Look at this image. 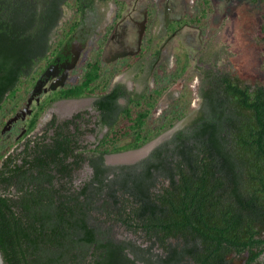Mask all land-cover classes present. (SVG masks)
I'll return each instance as SVG.
<instances>
[{
	"label": "trees",
	"instance_id": "trees-1",
	"mask_svg": "<svg viewBox=\"0 0 264 264\" xmlns=\"http://www.w3.org/2000/svg\"><path fill=\"white\" fill-rule=\"evenodd\" d=\"M82 2L70 0L76 20L60 28V36L83 25L77 19L86 10ZM65 3L0 0V113L21 85H34ZM196 6L187 22L206 29L212 0ZM259 38L264 41V22ZM224 53L221 46L204 59L212 67L202 69L196 118L134 164L109 165L106 156L141 149L172 129L187 116L186 94L154 125L168 88L110 90L101 53L79 85L55 93V101L95 96L99 122L109 130L94 145L84 143L86 131L94 129L83 112L59 125L54 119L52 134L20 151L12 152L16 143L0 147L5 264H236L237 257L264 264V85L216 70ZM53 100L44 101L28 132ZM83 123H89L86 129ZM86 163L92 175L79 183ZM122 230L135 238H121Z\"/></svg>",
	"mask_w": 264,
	"mask_h": 264
},
{
	"label": "rangeland",
	"instance_id": "rangeland-1",
	"mask_svg": "<svg viewBox=\"0 0 264 264\" xmlns=\"http://www.w3.org/2000/svg\"><path fill=\"white\" fill-rule=\"evenodd\" d=\"M124 1L126 4L125 8L122 9L123 17L121 26L126 24L131 16H136L138 14L140 16L141 4L144 5L148 0ZM198 1L199 0H186V4L176 7L177 11L174 14L175 17L179 19L182 26H179L178 33L168 42V49L165 50L164 54L161 52L158 59H156L155 56H151L153 51L161 45L160 40L157 39V47L144 56V61H147V64H145L146 69L140 65L136 68L138 72L132 70L117 77V80L122 79L124 82H127L131 88L134 87L141 90L143 88L142 84L145 83V81H143L144 78L141 77L142 75L140 72L144 69L145 72H152L149 66L151 67V63L157 62L155 63V67H153L154 74H150L147 82H149L151 88H156L157 85L160 84L168 89L163 93L164 95L160 99L151 118V123L155 125L156 120L168 114L174 108L172 104L184 94L187 95V97L183 99L184 105L190 103L186 118L177 122L172 129L145 145L141 150L108 155L106 157L107 164L116 166L122 165V163L134 164L140 162L149 156L151 151L156 147L171 139L176 131L185 128L196 118L202 106V98L199 94L203 80L202 69H209L212 67L211 63L205 62L204 59L213 49L224 46L225 51L220 63L217 64L216 70L232 72L249 84L264 85V41L259 38V28L264 22V2L253 3L251 0H212L214 7L213 14L209 19L207 28L202 29L187 22L189 18L196 13ZM164 12L163 5L161 6V14L159 17L157 19L153 17V20L149 22L151 29H154L155 33L161 30L164 25ZM174 14H169V18L174 16ZM64 24L62 25L61 23V26H64ZM62 28H65V26ZM128 32L127 34H129L130 39L135 43L137 31L129 27ZM156 35H159L158 32ZM155 44L156 43H153L151 45ZM106 55H108V52ZM177 59L179 60L178 63L187 62V70L180 77L176 75V73L179 72L178 67L181 66L177 63ZM208 59L209 58H207V61ZM155 75L156 78L154 77ZM150 90L152 89L147 88L145 92ZM55 95L56 94H54L53 97ZM69 102L82 103V106L80 105L79 108L69 113V115H71L70 117L77 113H89L90 111L88 117L91 118L92 122L90 124L83 123L82 126L86 129L85 125L89 124L87 127L89 129H94V131H86L83 142L94 145L106 133L103 127H99L94 123L96 119L91 116L96 114L94 99L85 98L63 103ZM59 105H57L56 108L59 107ZM48 114L51 116L52 112ZM47 115L41 119V127L36 131L35 136H38L45 128L48 122L47 119H49ZM21 145L22 144L18 143V145L14 146L12 152L14 153L22 150L20 149ZM1 151L0 153H2ZM137 152L140 153L135 156V158L134 156L129 158L131 154ZM92 172L89 164H84L83 168L77 173L78 182L80 183L89 178ZM119 236L121 238H135L132 234H128V232L123 230L120 231ZM237 262L244 264V261L238 259V257L236 258V264Z\"/></svg>",
	"mask_w": 264,
	"mask_h": 264
},
{
	"label": "flooded vegetation",
	"instance_id": "flooded-vegetation-1",
	"mask_svg": "<svg viewBox=\"0 0 264 264\" xmlns=\"http://www.w3.org/2000/svg\"><path fill=\"white\" fill-rule=\"evenodd\" d=\"M81 1H83L82 3L85 2V0ZM69 2L70 0H67V4L65 3L63 5L62 19L57 29L53 31L54 33L52 34V48L48 53L47 59L45 58L38 66L41 70L38 69L39 75L34 85H21L18 89L20 92L18 96L14 97V100L11 101L10 98L7 99L3 104L5 110L0 113V145L3 147H7L13 143H16L14 145L16 146L19 143L22 144L21 148H24L27 142L32 141L33 143L35 139L43 137L46 133L52 134L54 129H51V124L54 119L56 120L55 124L59 125L66 122V120L72 119L76 115L72 117H70L71 115L69 114L62 115L58 111L59 107L56 108V106L63 102L93 98L95 106L97 100L95 96L76 99H59L55 101L53 100V95L55 93H60L62 89L66 90L72 86L79 85L86 74L91 59L97 57L99 53L102 55L103 75L105 77L112 76L109 85L110 90L115 89L119 85H123L129 91L141 94H144L147 88L154 89L149 86L150 84L147 80L150 74H154L153 67H155V63L157 62L151 63V67L149 66L152 72H145V64H147V61H144V56L157 47V39L160 40L161 45L153 51L151 56H155L159 53L160 57L161 52L164 54L165 50L168 49V42L178 33L179 26H182L181 22L174 14L177 11L176 7L186 4V0H148L144 5L141 4L140 16L139 14L131 16L126 24L121 26L123 17L122 9L125 8L126 4L124 0H86V10L77 18L84 22L83 25L79 26L78 30L71 34L68 30V33L66 32L63 36H60L59 29L64 27L65 24L71 20H76L75 10L70 8ZM177 2L180 3L178 4ZM163 5L165 11V19L163 20L164 25L161 30L157 31L159 35H156L157 32L155 33L154 29H151L149 22L153 20V17L155 19L159 17L161 14V6ZM169 14H174V16L169 18ZM61 23L62 25L65 23L64 26H61ZM129 27L137 31L135 43L130 39L129 34H127L129 33ZM153 43L156 44L151 45ZM107 52L108 55H106ZM178 62L179 60L177 59V63ZM181 63H178L181 65L178 67V71L183 68L187 70V62ZM140 65L145 68L140 72L142 75L140 76L145 79H143L145 83L142 84L143 88L141 90L134 87L131 88L128 83L124 82L122 79L117 80L119 75L132 70L136 71L137 66ZM45 72H48V74L45 75ZM154 77L156 78V75ZM39 82H41V84L37 88ZM53 87L57 88L53 89ZM47 99L53 100L51 105L40 117L37 127L34 128L33 131L28 132L29 127L32 125L36 115H38L44 101ZM119 101L124 105L128 103L125 97L121 98ZM50 112H52L51 116L48 114ZM95 112L96 114L94 116L91 115L96 119L94 123L99 127H103L107 133L109 127H104L102 123L99 122L101 113L96 106ZM89 114H87V117ZM45 115L49 116V119H47L48 122L39 135L35 136L36 131L41 127V119H43ZM6 128L7 130L4 132ZM70 128L75 129L74 125H71ZM1 152L4 153V150Z\"/></svg>",
	"mask_w": 264,
	"mask_h": 264
},
{
	"label": "bare ground",
	"instance_id": "bare-ground-1",
	"mask_svg": "<svg viewBox=\"0 0 264 264\" xmlns=\"http://www.w3.org/2000/svg\"><path fill=\"white\" fill-rule=\"evenodd\" d=\"M80 105L82 106V103L79 102H69V103H61L59 105L58 111L62 114V115H66L71 113L72 111L76 110L77 108L80 107ZM140 152L137 153H133L129 156L135 158V156H137Z\"/></svg>",
	"mask_w": 264,
	"mask_h": 264
},
{
	"label": "water",
	"instance_id": "water-1",
	"mask_svg": "<svg viewBox=\"0 0 264 264\" xmlns=\"http://www.w3.org/2000/svg\"><path fill=\"white\" fill-rule=\"evenodd\" d=\"M46 74H48V72H45V75ZM44 75V76H45ZM40 84H41V82H39L38 84H37V88L40 86ZM57 87H53V89H56ZM6 130H7V128L4 130V132H6ZM142 149V148H141ZM141 149H139V150H141ZM128 152H132V151H127V152H125V153H128ZM0 264H5V260H4V257H3V253H2V251H1V248H0ZM237 264H240V263H238L237 262Z\"/></svg>",
	"mask_w": 264,
	"mask_h": 264
},
{
	"label": "clouds",
	"instance_id": "clouds-1",
	"mask_svg": "<svg viewBox=\"0 0 264 264\" xmlns=\"http://www.w3.org/2000/svg\"><path fill=\"white\" fill-rule=\"evenodd\" d=\"M139 150V149H138Z\"/></svg>",
	"mask_w": 264,
	"mask_h": 264
}]
</instances>
